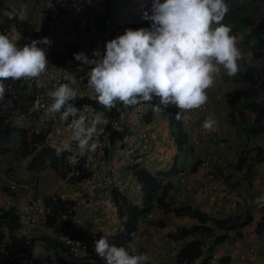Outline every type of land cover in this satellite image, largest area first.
Segmentation results:
<instances>
[{
  "label": "clouds",
  "instance_id": "clouds-1",
  "mask_svg": "<svg viewBox=\"0 0 264 264\" xmlns=\"http://www.w3.org/2000/svg\"><path fill=\"white\" fill-rule=\"evenodd\" d=\"M7 1L9 3L13 2V0ZM119 1L120 3L123 2V0ZM88 2L90 3L91 0H88ZM101 6L103 8V5ZM122 6L125 5L122 4ZM229 11L230 9L225 0H163V2L153 0L151 15L146 14L145 16L151 22L150 28L135 29L132 27L135 30L127 29L123 35L106 43L104 54H101L99 49L94 50L93 57H97L96 59L89 58L84 52L74 53L76 61L90 66L94 65L88 72L89 78L87 81L88 87L93 90L94 95L88 94L85 96L95 99L98 104L104 107L98 112L107 111L106 108L109 110L114 108L117 102H120L124 107H130L143 102L151 103L154 99L157 100L153 104L156 111L175 106L178 109L177 119H181L185 112L201 108L208 101L207 90L214 86L215 76L220 72V66L226 70L227 75L230 77L235 76L239 71L238 61L242 58V54L236 46L237 37L231 35V28L222 23ZM0 14L10 20L19 19L23 21L27 18V8L4 9L0 10ZM62 16L66 17L61 13V18ZM53 17L54 19L51 22L55 26V22L61 18L57 19L56 15H53ZM7 29H5L6 34H2L0 30V101L5 98L6 89L9 90L11 97L3 104H7L9 99V102H12L17 96L20 97V94L13 96V93H11L18 87V84L12 89L6 87V83H3V81L11 80L15 82L38 78L47 70L48 57L52 59L54 52L58 54L55 50L56 47H52L49 39V37L54 39V36L50 35L55 32L54 30L51 31L50 27L47 32L34 31V39L23 34V38H21L24 45L20 47L17 46L18 43L14 42L16 38L9 36L10 33ZM118 31L120 33V29ZM17 32L21 34V32ZM41 33H44L45 37L37 40ZM60 51L58 50L60 56H56V59H60L64 55V52ZM46 52L49 55H46ZM51 66L61 68V66L53 65L52 60ZM65 80L68 83H63L54 91L49 92L53 102L47 108V114L54 116L59 113L60 120L68 124V130L71 132L66 138V144L58 145L60 148H53L58 156L64 151L70 152L66 161L67 166H74V170L78 174L77 179L73 180L82 181L86 179L80 180L81 174L75 169V166L79 163L78 156L82 157L84 168L86 165L94 164L104 158L107 146L104 149V154L100 155L95 161L86 160L87 152H95L99 146V142L93 141V139H103L106 128L104 131H100L99 134H95L97 125L103 123L100 115L88 120L81 111L89 105L84 104L82 108L78 109L74 103L79 94V86L75 76L70 72H66ZM20 100L26 104L25 98ZM13 107H17L14 101ZM92 108V106H89L88 111H91ZM133 111L136 112L135 118L137 120L143 123L146 122L145 119L137 118L136 108ZM98 112L92 113L97 114ZM147 115L145 113V116ZM216 124V120L208 117L203 122L202 128L208 132L215 131ZM139 131H142L141 137L137 136L134 139H145L146 148L135 147L133 139L132 142H129L127 138L123 141L128 142L134 153L141 156L149 147V143L147 142V134L143 132L144 130L139 129ZM129 133L127 132L126 136ZM196 133H198L197 130ZM35 134L37 135V133ZM143 134H145V137H143ZM208 137L213 140L211 136ZM90 141L92 142L90 143ZM193 141L194 139L190 142L189 147L197 149L192 147ZM116 154L118 153L114 151L111 155L115 156ZM48 165L47 168L51 167L49 163ZM104 170L105 165H98L96 170H93L92 173L90 171L91 176L89 178L95 172L97 176H101ZM66 179L68 180L69 177ZM12 183L17 184V189L13 193L25 196L20 193V186L16 182L11 181L4 187H9L11 190ZM2 191L6 190L2 188L0 192ZM28 196H26L28 199L40 200L46 206H50L52 200L56 197L57 203L54 205L56 208L60 198L72 200L63 198L61 195H53L45 201ZM72 201L75 202L74 210L77 214V203L75 200ZM257 203L264 207V196L258 197ZM19 206V204L9 207L2 206L0 210L14 207L19 215ZM173 206L179 207L178 205ZM76 214L72 218H75ZM72 218L69 216V219ZM142 218L151 221L158 219H149L147 215L142 216ZM67 227L70 231L72 230L71 225L67 224ZM133 240L128 243L136 244ZM38 246L42 247L40 243H38ZM94 251L106 264H148L149 261L147 254L139 253V251L136 253L135 248L132 249V254H130L125 247L111 244L103 236L94 241ZM2 257L5 258L3 263ZM8 257L9 254L6 248L2 247L0 249V264H9L6 261ZM19 257H12L11 263L20 264Z\"/></svg>",
  "mask_w": 264,
  "mask_h": 264
},
{
  "label": "trees",
  "instance_id": "trees-1",
  "mask_svg": "<svg viewBox=\"0 0 264 264\" xmlns=\"http://www.w3.org/2000/svg\"><path fill=\"white\" fill-rule=\"evenodd\" d=\"M161 2H163V0H161ZM239 2L244 4L246 3L241 0H235L234 4L237 5ZM255 2H258V7L264 2V0H253L252 3H250L253 4V8ZM122 4L128 5L129 0H123L122 3H120L119 0H105V2L102 3L105 14L101 19V29L104 32L110 31L118 25L120 8ZM262 6L264 7V5ZM13 8L19 9V7L13 6L12 3H9L7 0H0V10ZM254 10L255 9L250 11L254 12ZM242 11L243 10L241 7L239 9H233L232 11H229L230 13L228 14L232 15L233 20L238 22L241 28L245 27L247 30H249L247 34L249 38L248 43L259 48V53H261V46H264V38L261 36V33L264 30V15H259L258 18H254L251 13H245V11ZM146 14L151 15V12L136 14L132 21V26L135 29L151 27V22L145 18ZM59 15H61V13ZM53 19V13L49 12L43 20L41 26L42 32L48 31L50 22ZM9 26H12L14 29L23 34H26L31 27L27 19L23 21L19 19L10 20L0 14V30L2 31V34H6L5 29ZM251 38L253 39L252 42L250 41ZM56 56L57 54L54 52L51 59L53 64L57 66L64 65V60H66L67 57L63 56L60 59H56ZM93 66L94 65H92V67ZM259 68L260 67L258 65L247 66L240 78L245 83L250 82L253 78H259L261 80L262 77H260V73H262V71H259ZM261 95H264V88L260 93L255 94V96L250 95L244 101L247 106L249 104L251 105V108H248L250 109V112H255L258 114V123L246 128V133L253 136H257L264 132V98L257 100ZM10 97L11 94L9 93V90L6 89L5 98L4 100L0 101V104H3ZM254 97L256 100H253ZM156 102L157 100L154 99L151 103H142L143 111L148 114L145 116L147 123L152 121L153 114L151 110H145V105H153ZM74 103L78 109L82 108L84 104H88L89 106L93 107L91 110L92 112H98V110L104 109V107L98 104L95 99H92L88 96H83L82 98L77 99ZM134 109L135 108H131L129 111L132 112ZM106 110L105 116L110 121L115 117H120L119 123L121 124V129H114L111 131V142L114 143L117 139L122 141L125 140L127 138V132L133 131L130 130L128 126H126V121H129V117L125 115L122 116L127 111L123 110L122 104H120V102H117L114 108L110 110L106 108ZM152 110L154 111V105ZM161 111L168 117L170 121L171 130L178 146L180 148L186 146L189 143V138L182 118L177 119L178 110L173 106H169L166 109H161ZM241 115L243 116L242 113ZM10 120L12 119H7L6 122L0 125V147H2L0 151L4 153L10 150V148L7 147V144L11 142V138L13 136L12 134L16 132L17 128H14L15 126ZM106 129L111 130V125H108ZM130 134L133 135L134 132ZM46 135V133L41 132L33 136L31 140L27 141L23 139L21 143L22 156H33L29 165L30 171L45 170L49 166L48 163L56 171H58L60 168V162L67 166L66 161L70 152L64 151L58 156L53 147H50L44 143L46 141ZM216 142L220 143V140L217 139ZM122 146V144H119L118 150H114L112 147H107L106 155L109 154L111 156L114 151L119 153ZM78 158L79 163L75 166V169L81 174L79 177L80 180L87 179L91 176V173L84 168V165L82 164V157L78 156ZM246 162L247 158L244 155H241L237 165L238 169L241 170L242 167L245 166L244 163ZM199 165L200 162H198L197 169ZM247 166H250V164L247 163ZM132 169L134 170L135 176L141 184L144 204L143 206L133 204L117 187L112 189L113 199L115 202L119 203V215L123 219V230L112 238H106L112 244L121 246L132 241L137 236L139 230V219L142 216H146L153 207L159 205L164 208L166 213L173 212L176 216H186L195 218L197 220L196 224L190 227L180 228L178 233L171 235V238L174 240H185L189 238L191 239V237H196L188 244L183 246L178 254L179 264H192L195 262L196 258L201 256L203 253L205 237L214 238L217 244L224 243L230 237L229 232L237 231L240 233L241 229L248 226L254 220L253 216L249 213H246L245 217H241L240 215L216 218L210 216L208 213L198 208H193L190 205L174 207L171 202L167 200V191L162 193L163 188L161 187V178L158 175L153 174L148 169L141 166L140 162H136L132 166ZM3 189L7 192H11L9 187H3ZM74 205V201L63 200L60 198L57 208L69 212V216L72 218L76 214ZM73 220L74 218L69 219L67 224L70 226ZM262 220L263 222L259 225L258 232H262L264 230V216ZM158 223L162 224V221L160 220ZM41 224L43 225V223ZM81 230L82 229L73 228L71 230V236L76 240L84 241L86 250L83 252L82 250L79 252H73L69 247L67 248L57 237H55V235H52L49 232L47 233L43 226L37 224L34 226L26 225L22 219H20V216L17 214V211L14 207L0 210V249L2 247L6 248L9 254V257L6 261L9 264H12V257L15 256L16 258V256H19L22 253L33 257L32 264H106L104 260L96 255L94 248L90 247V245L94 244V241L99 239L101 235H93L89 232H84ZM217 231L222 233L217 234ZM35 232H37L36 235L34 234ZM38 243H40L42 247H39ZM212 259L213 257H204L200 264H210ZM222 260L226 262L227 258Z\"/></svg>",
  "mask_w": 264,
  "mask_h": 264
},
{
  "label": "rangeland",
  "instance_id": "rangeland-1",
  "mask_svg": "<svg viewBox=\"0 0 264 264\" xmlns=\"http://www.w3.org/2000/svg\"><path fill=\"white\" fill-rule=\"evenodd\" d=\"M148 3L147 12L149 13L152 10V4L153 0H149ZM235 0H225L227 3L230 11L233 9H239L242 7V10L245 11V13H251L254 18H258L259 15H264V2L260 4L259 8L257 7L258 2H255L254 8L252 3L253 0H241L244 3H240L235 5ZM240 1V0H238ZM146 2L145 0H129V3L132 5H139L141 3ZM13 6L19 7V8H27V21L30 23L31 27L29 28L28 32L26 33V36L34 39V31L42 30L41 26L43 23V20L45 16L52 12L53 15H56L57 19L61 18L60 13L63 15H66V17L62 16V18L55 22L54 26V33H52L50 36H54V39L51 40L52 47H61L63 48V45H65V41L68 40V36L66 34V27L71 26V24L74 25L73 19H80L84 17L86 14H89L91 12V6L88 0H13L12 2ZM65 7V8H64ZM79 9V10H78ZM254 12H251L253 11ZM129 6L125 5L122 6L120 9V19L121 22L119 23L118 27L120 31L124 34L127 30L125 28V23L127 22L128 18L126 15L129 14ZM139 10L137 7H134V11ZM251 10V11H250ZM242 11V12H243ZM102 12V11H101ZM230 13V12H229ZM229 15V14H227ZM229 20V19H226ZM230 21H227V23ZM63 23L65 26V32H57L58 26ZM232 26V25H231ZM215 27V25H214ZM7 29V28H6ZM133 29V28H132ZM9 36L15 37V43H18L17 46L20 47L19 43L22 42L23 33H18L16 29H14L12 26H9L8 29ZM135 30V29H133ZM249 30H247L245 27H240V24H236L231 28V35H234L237 37V48L240 50L242 54V58L238 61L239 65V71L235 76H228L225 69H223L222 66H220V72L216 74L215 76V84L212 88L207 90L208 95V110L210 117H213V119L218 117L216 114H212L211 107L215 106L218 102L222 101L227 98V107L229 108L228 111V128H223L220 130L218 124H216L215 131H212L211 137L213 138V142L216 143V140H220V146L224 150V154H219V159H225L226 164L223 163V169L219 173L223 177H228L230 179V182L233 181V185L235 184V187L231 189V192H233V195H231L227 198L226 203L230 201L232 198H234L237 202L239 200L240 207H236V212L233 216H240L245 217L248 208L250 207V201L251 204L259 205L257 203V198L264 195V190H258L259 188L256 187V184L261 180L264 181V168L258 169L259 167H264V132L262 134H259L257 136H253L251 134L246 133V128L251 127L252 125L258 123V114L255 112H250L248 108H251V105L248 106L245 104V99L250 96L257 93H260L262 89L264 88V46L262 48L261 53H259V48L254 47V45H250L249 38L247 36ZM261 36L264 38V30L261 33ZM22 37V38H21ZM250 41L252 42L253 39L251 38ZM108 40H106V43ZM44 47V46H43ZM106 47V46H105ZM65 53L68 52L70 55V52L65 49ZM86 54L92 55L93 51H88L85 49ZM64 53V55H65ZM257 54V56H256ZM263 55V61L262 56ZM258 62L257 65H260L259 71H262L260 73L259 78H253L250 82L245 83L240 77L244 73V70L249 65H255L256 62ZM48 65L47 70L41 74L38 78L44 81L46 85L49 88V92L54 91L59 86L57 85V82H54V79H56L58 76H60L61 79H64L66 72H64V69L69 67V72L75 76L76 80L79 76L82 77L77 84L79 86V94L76 97V100L79 98H82L85 95H94V92L92 89L88 87L87 81H88V70L87 67L83 68L81 70H78V67L75 65H68L67 67L63 68H55L51 66V59H48ZM262 63V64H261ZM36 80L37 78H32L30 80H20V81H3V83H6L10 88H14L16 84H18V87L15 88V90L11 91L13 95H19L20 99L25 98L26 104L30 102L31 93L33 91V80ZM63 83H68L67 80H63ZM60 84V85H61ZM50 96V95H49ZM51 97V96H50ZM264 98V95H261L260 98L257 100H261ZM253 100H256L254 97ZM10 99L7 101V104H0V125L7 121V119L10 120L13 125L16 128V132L12 134L11 142L7 144V147L10 148V150L6 153L0 151V190L7 186L8 183L11 181L16 182L19 184V191L20 193H23L25 196H28L31 198H40L43 201L45 199L52 197L53 195H59L62 191L60 190L62 186H64L65 182L63 181L65 178L69 177L68 181H76L73 179H77V173L74 170V166H66L63 165V163L60 162V168L58 171H55L53 168L49 167L42 171H30L29 165L32 161V156L29 157H23L21 154V143L24 140H31L33 136H35L36 131L34 126H28V120L26 119V115L21 116L19 115V108L13 107V101L9 102ZM89 110V106H85L84 109L81 111L82 114H84L88 120H91L95 118L97 114H93ZM244 111V112H243ZM22 112V111H21ZM2 113V115H1ZM188 113H190L192 116L191 118L196 119L195 123L200 122L203 124L205 120L200 121L199 114H201L205 119V114L202 112H199L198 109L191 110ZM243 114V116L241 115ZM198 114V115H197ZM163 114L160 113V116ZM215 115V117H214ZM217 122L219 120H216ZM236 123V124H235ZM163 125L165 124L164 128H166L168 125H170V121L167 118L166 121H163ZM135 127V125H134ZM223 127V126H222ZM137 128V127H135ZM105 126L103 123H100L97 125V131H104ZM197 130V127H196ZM136 131V130H135ZM146 131V130H144ZM219 131H230L229 134L226 135L221 134ZM142 133H140V136ZM216 138V139H215ZM108 141L110 140V135L107 137ZM98 140V139H95ZM119 140V141H118ZM116 141L121 144L122 140L117 139ZM210 141V143H212ZM2 147H0L1 149ZM219 149V148H218ZM191 152V151H190ZM212 155V154H211ZM218 155V154H217ZM244 155L247 158V162L244 163L245 166L241 170L235 169L233 165H237L239 163L240 156ZM178 156V157H177ZM174 160L177 158L178 164H184L187 162V154L186 152L179 153L178 148L174 151L173 154ZM105 159V161L108 159ZM247 163L250 164V166H247ZM102 165V164H99ZM94 167V165H91ZM70 167V168H69ZM90 165H86L85 168L88 170ZM238 168V167H237ZM90 171V170H88ZM93 170H91L92 173ZM94 178L96 177V172L93 175ZM133 179V178H132ZM184 179H187L183 177L182 181L184 182ZM137 186L130 187L131 192L128 194L130 197H132L130 194H133L134 192L138 191L140 192V188L138 187V182L136 181ZM241 186H244L243 189L240 188ZM43 191V193H41ZM40 193L41 195H39ZM45 194V195H44ZM230 199V200H229ZM253 201V202H252ZM89 199H81L77 202V211H79V208L83 207L84 205L88 204ZM231 202V201H230ZM87 206V205H86ZM85 206V207H86ZM260 209H263L259 205ZM249 212V211H248ZM253 213V210H251ZM77 217L74 218L73 222L71 223V228H75V223H78V219H81L79 214H76ZM79 216V217H78ZM264 216V215H263ZM165 217L158 218L156 220H143V223L145 224H156L159 225L158 221H162V224L164 225L165 222H163ZM263 217L259 220L258 224L252 225L250 227V232H253L254 234L260 233L258 232L259 225L263 222ZM87 225V224H86ZM85 225V226H86ZM84 231L86 232L84 225L82 226ZM90 229V228H88ZM115 232H118L119 224L115 225L113 227ZM89 231V230H88ZM87 231V232H88ZM218 233V232H217ZM99 234V233H97ZM96 232L93 233V235H97ZM239 237H242V235H237ZM263 240H264V234ZM250 239V237H248ZM175 241V240H173ZM134 243V242H133ZM189 241L186 240L184 243V246L188 244ZM134 245H138V243H134ZM137 250L139 251V246H136ZM43 252V251H41ZM223 245L217 244L214 240V238H209L208 241L204 239V246H203V253L201 256L196 258L195 262L192 264H200L205 257H213L214 254H217L220 257H225ZM140 253V252H139ZM201 260L200 263L198 261ZM5 261V258L2 257V263Z\"/></svg>",
  "mask_w": 264,
  "mask_h": 264
},
{
  "label": "crops",
  "instance_id": "crops-1",
  "mask_svg": "<svg viewBox=\"0 0 264 264\" xmlns=\"http://www.w3.org/2000/svg\"><path fill=\"white\" fill-rule=\"evenodd\" d=\"M145 1L146 2L139 5H132L131 3L127 5L129 6L130 10L129 14L126 15L128 18L127 22L125 23L126 29H132V21L136 14L147 12L146 7L150 1ZM134 7H137L139 10L134 11ZM227 21L230 22L227 23ZM120 22L121 19L119 16L118 25ZM222 23L229 26L230 28L236 24H239L233 20L232 15H226ZM117 28L119 30V27ZM120 35H123L121 31ZM261 57L263 61V55ZM255 62V65H257L258 62L256 60ZM227 102V98L225 97L224 100L211 107L212 114L214 111V114L218 116L216 119L214 118V120H219L217 124L220 130L229 127L227 124L229 111ZM148 109L152 111L153 119L149 123L145 122L146 124L135 118V111L124 114L125 116L129 117L128 122L130 124H134L138 129L146 130L143 132L147 134V142L149 143V147L142 153L141 156H138V154L134 153L128 142L122 141L121 143L123 146L121 147L118 154L115 156H110L107 154L104 157L108 158L106 161L105 159L101 158L98 160L99 162L90 164V171L96 170V167L99 164L105 165V170L102 172L101 176H97L96 174L97 178L92 176L86 180H78L73 182L68 181L66 178L63 180L65 184L64 186L60 187L62 192L59 195H61V197L75 200L76 203L77 200H81L83 198L89 199L88 204H86L87 206L84 205L83 207L79 208V211H77V214H79L81 219H78V223H75V229L84 230L82 227L84 225L86 232L88 230V232L91 234L96 232V234L99 233L105 238L113 237L117 233L113 229V227L117 224H119L118 232L122 231L123 219L119 215V203L115 202L113 199L112 189L117 187L124 195L128 197L130 202L140 206L143 205L144 199L141 184L135 176L134 170L131 168V166L136 162H140L141 166L161 178V187L163 188L162 193L167 191V200L173 205H190L191 207L198 208L208 213L210 216L216 218H224V216L226 217L225 208L230 207L232 204H235V208L240 207L239 200L237 202L234 198L231 200L229 199L231 202L228 201V203H226L227 198L229 196L231 198V195H233L231 189L235 187V184L233 185V181L230 182L228 177H223L219 174L221 170H224L222 168L224 166L223 163L226 164V160L224 158L219 159V154H224V150L222 149L224 147L221 148L219 145L220 143H214L210 137H206L201 147L197 149H191L189 147L190 142H192V140L197 136L199 138L201 136L200 133H196V127L201 125V123H195L196 119L191 118L192 115L188 112H185L184 116L182 117V121L188 134L189 143L186 146L180 148L173 136L171 126L168 125L166 128H164L165 124H162L163 121H166L168 117L160 110L153 111L152 104L145 105V110ZM160 113L163 115L160 116ZM199 117L200 121L205 120L201 114H199ZM133 132L135 135H132V137L140 136V133H142V131H130V133ZM219 132L226 135L227 133L229 134L230 131ZM99 133L100 131H97L95 134ZM210 141H212V143H210ZM176 148H178L179 153L186 152V163L179 165L176 161L177 158L174 160L173 154ZM206 154H212V162L209 174L202 175L197 171V165L198 162L201 161V158ZM91 165H94V167ZM237 165L234 164L233 167L238 169ZM263 168L264 167H259L258 169ZM183 177L187 178L184 179V182L182 181ZM136 181L138 182V187L141 190L140 192L136 191L133 194H130L132 196L130 197L128 195L131 192L130 187H136ZM210 181L217 182L219 189L214 192L206 193L203 191L202 187L206 182ZM243 187L244 186H241L240 188L243 189ZM256 187L259 188L258 190H264V181L260 180L256 184ZM41 193H43V191H41ZM38 194L41 195L40 193ZM181 195H184L182 199ZM235 208L230 216L234 215L236 212ZM251 210H253V213ZM248 211L247 213L251 214L254 218L253 222L241 229L240 233L237 231L229 232V239L224 243H221L223 245L224 252L228 249L225 254H228L229 249L232 246V239L237 235H242V238L246 239L250 237L253 243L261 248L262 251H264V240L262 236L264 234V230L256 234L250 232V230H252L250 227L252 225L254 226L255 224H258L261 217H263L264 208L260 209L259 205L251 204L250 201V207L248 208ZM164 217V225L145 223L142 225V221L146 219H143L142 217L139 219L138 234L133 241L138 243V249L140 253H145L149 256L148 264H179L178 254L180 249L183 248L186 240L190 242L192 239L196 238L191 237V239L189 238L175 241H173L174 239L171 238V235L178 233L180 228L190 227L196 224L197 220L195 218L186 216L179 217L173 212H168ZM38 225L43 226L41 222H39ZM45 230L47 233H50L48 229L45 228ZM217 232V234L222 233L219 231ZM34 234L36 235L37 232ZM204 239L206 241L209 240V238L206 237ZM200 262L201 260L198 261V263Z\"/></svg>",
  "mask_w": 264,
  "mask_h": 264
},
{
  "label": "built area",
  "instance_id": "built-area-1",
  "mask_svg": "<svg viewBox=\"0 0 264 264\" xmlns=\"http://www.w3.org/2000/svg\"><path fill=\"white\" fill-rule=\"evenodd\" d=\"M104 2L105 0H91L90 2L91 12L89 14H86L84 17L80 19H76V20L73 19L74 25L71 24V26L66 27V34L68 36V40L66 41L68 42L65 41L66 43L65 45H63V48L56 47L55 49L58 53L57 54L58 57L60 56L58 50H61L65 53L64 50L65 48L70 52V55H68L69 54L68 52L65 53V56L67 58L66 60H64L65 64L62 65L61 68L67 67L68 65H75L76 67H78V70L82 69V67L83 68L87 67V70L90 71L92 66L82 64L76 61L74 59V53L86 52L85 49H87L88 51L99 49L101 54H104L106 52V47H105L106 40L110 41L120 36L117 27H114L112 30L106 32H104L101 29V19L102 16L105 14V10L102 8L101 5ZM50 30L51 31L54 30L53 22H50ZM64 30H65V26L63 23H61L58 26L57 32L59 33ZM43 37H45V35L44 33H41L38 36L37 40ZM23 45L24 42L20 44V46ZM46 55L49 54H47L46 52ZM88 57L91 59L97 58V57H93V54L88 55ZM48 59L50 58L48 57ZM55 68L58 67L55 66ZM64 72H69V67L68 69L65 68ZM64 79H61L60 76H58L56 79H54V82H57V85L60 86V84L63 82ZM80 79H82L81 76L78 77L77 82ZM33 86L34 88L31 93L30 102L28 103V105L22 103L19 96L14 98L13 100L14 104H16V106L19 108V115L21 114L22 117L23 115H26V119L28 120V126H34L33 128H35L37 134L41 132L47 134L45 141L46 145L50 147L60 148L58 145L66 144L65 143L67 140L66 138L71 132L70 130H68V124L65 121L60 120L59 113L55 114L54 116L47 114V108L51 105L53 100L52 97L49 96V88L46 85V83H44V81L41 80L40 78H37L36 80L35 79L33 80ZM6 87H8L7 84ZM10 87L11 85L9 86V88ZM207 104L208 102L198 109L199 112L205 114L206 118L210 117ZM122 108L124 111H129L131 108H136L137 118L141 120L145 119V112L142 109L141 103L136 106H130V107H124L122 105ZM98 113L105 128L110 124L111 130L106 129V134L104 135L103 139L101 140L93 139V141L99 142V146L95 152H91V151L87 152V157H86L87 161H95L100 155L104 154V149L106 146L112 147L114 150H117L119 147V142H118L119 140L112 143L108 141L107 137H109L112 130L121 129V124L119 123L120 117L118 118L115 117L110 121L105 116L106 111H99ZM127 126L130 128V130L139 131L138 128H135L136 126L134 127V124H130L129 122H127ZM129 132L130 131H128V133ZM197 132L200 133L201 136L200 138L197 136L194 139L192 143V147L194 148L201 147L204 139L208 136H211L212 134V131L211 132L205 131L202 128V124L198 125ZM129 135L130 133L128 134L127 139L129 142H132L131 140L133 139V142H135V147H139V148L147 147V144L142 138L134 139V137ZM143 137H145V134H143ZM91 142L92 141H90V143ZM211 162H212V155L206 154L204 157L201 158L200 165L197 171L202 175H208L211 167ZM202 188L203 191L206 193L214 192L219 189V185L217 182L210 181V182H206ZM16 189H17V184L12 183L11 192H7V191L0 192V207L2 206L9 207L14 204H19L20 206L18 209V213L22 221L26 225L34 226L41 221L43 223V226L47 228L48 231H50V233L55 235V237H57L67 248L69 247L71 251L76 252L78 250H82V251L86 250L84 241L76 240L71 236V231L67 227V222L69 221V213L54 207V205L57 203L56 197H54L50 206H46L42 204L40 200L28 199L26 196L13 193V191H16ZM183 196L184 195H181V199L183 198ZM175 206L177 205L175 204ZM234 208H235V204H232L230 207H226L225 215L230 216ZM165 214L166 212L164 208L160 206H156L150 210V212L147 214V217L149 219H155V218L163 217ZM121 246L125 247L130 254H132L133 248H135L136 253H138L136 247L137 245L127 243ZM90 247L94 248V244L90 245ZM19 256H20L19 257L20 264H32L33 257L28 256L24 253L20 254ZM224 258H227L226 262L222 260ZM224 258L215 254L210 264H264V251H262L261 248H259L256 244H254L251 239H246L236 236L232 239V246L229 249L228 254H226Z\"/></svg>",
  "mask_w": 264,
  "mask_h": 264
}]
</instances>
